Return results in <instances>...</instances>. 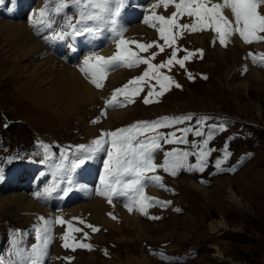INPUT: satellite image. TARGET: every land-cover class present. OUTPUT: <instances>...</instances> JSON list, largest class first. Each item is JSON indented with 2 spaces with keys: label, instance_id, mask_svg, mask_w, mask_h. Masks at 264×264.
<instances>
[{
  "label": "rangeland",
  "instance_id": "1",
  "mask_svg": "<svg viewBox=\"0 0 264 264\" xmlns=\"http://www.w3.org/2000/svg\"><path fill=\"white\" fill-rule=\"evenodd\" d=\"M13 1L16 0H0L4 3V10L6 9L4 12L7 11V13L0 14V19L26 20L29 11L35 5L41 3L42 9L46 5L48 9L58 2V0H28L29 3L24 5L23 3L27 1L22 0L23 3L19 1V5L16 3L10 11ZM68 1L64 0V2ZM150 1V4L157 2V0ZM160 9L161 11H156L169 10L163 9L162 6ZM174 10V6L170 7L167 15ZM179 22H190V18L183 17ZM197 34L208 35L202 45L193 39V36ZM114 41L116 39L109 35L104 44L97 47V50L101 51ZM128 42L124 47L134 49L139 53L143 52L148 58L155 53V58L151 62L157 65L167 62L174 49L177 50V59H182L189 52L193 55L185 61L184 68L173 63L160 69L164 75L172 77L175 81L163 91L162 95H156L161 91L157 81L146 78L142 84L143 90L139 94H129L133 102L127 103L126 106L136 104V108L130 111L123 121L115 124L112 131L140 117L177 110L226 115L229 118L210 124L212 138L208 141L207 147L215 151H212L206 158L204 170H187L188 164L197 163L196 155H190L186 165L179 168L175 176L170 172H165L162 167H157L155 172L162 177L161 183L164 182V187L159 188L160 195H153L148 191V188L158 186L146 187L145 194L149 197L157 196L169 205L162 206L159 203L148 207L147 215L140 212L142 215L140 221L130 222L127 227L122 225L123 230L125 229L124 233L122 232L125 238L121 240L122 242L115 240L119 237V232L115 231L107 235V240L117 241L118 244L112 243L100 246L98 249L93 248V245L91 250L77 248L73 251L71 248L63 247L62 236L66 231L69 233V243H84L80 240L81 235L87 233L89 229L94 235L104 230L102 225L96 222L83 221L81 223V216L86 215L84 213H74L64 224H61L60 228H57V223L46 225V218L42 215L27 218L28 213L12 211L11 206H0V210H3L2 213L0 212V257L17 259L19 264L21 258L31 251L32 245L39 243L36 230L47 226L51 228L52 240L48 245L47 255L42 258V264L54 262L59 264H121L120 261L128 256L146 257V264H264V85L257 84L254 79H247L248 72L251 71V66L247 62V54L264 53V46H257L262 41L246 44L245 51H240L237 57L228 51L222 54L217 51V48L227 50L236 42L229 39L226 46L221 45L217 34L212 29L196 32L183 31L177 35L175 43L171 46L165 44L159 34L154 36V39L145 37ZM140 43H152L154 46L146 51H140L137 47ZM160 46H163V51H160ZM82 55L78 54V62ZM98 56L102 55L99 53ZM1 67H9L12 70L4 77L0 70V177H2L0 178V190L7 192L4 189L6 184L13 183L16 178L20 182L23 179L22 183L26 184L29 189L31 188L28 189L31 191L32 182L37 179L34 192L44 193L51 187L54 180L60 178L51 180V170L62 168L68 163L72 164V161L81 155L77 150L79 146L90 145L106 131L100 126L106 123L111 108L106 110V115L102 116L101 113L105 110V102L111 97L113 91L142 75L148 65L143 64L136 69L135 73L128 75V79L114 87L110 86L107 80L109 70L102 81L103 88L107 86L108 89L104 90L94 105L89 106L90 109L89 107L84 108L85 102L82 97L78 96L74 105L63 92L62 97L68 111H72L75 115L73 121L64 122L58 117L36 111L31 104L18 96L16 89L27 79L32 67L29 56L14 45L11 32L0 30ZM245 68L247 71L244 70ZM116 69L118 67L112 69L111 72ZM189 74L192 79H189ZM10 75L18 77L19 81L13 82V80L5 79ZM176 84L180 87H176ZM149 91L153 93L151 96L148 95ZM43 93L46 94L47 91L44 90ZM121 97L119 96L118 99L122 101ZM145 98L150 102L145 104ZM52 106L59 107L56 103ZM93 107L96 110L91 113ZM94 120L98 122L93 123ZM92 125L96 131L88 133ZM197 129L204 135L196 136L195 131L185 133L187 143H165L163 141L165 149L156 156L154 162L162 165L165 153L174 149L198 153L199 147L192 145L193 143L197 146L202 145L208 133L206 128L200 125ZM108 146L105 145L106 148ZM225 147L230 153L227 158L224 156ZM98 153L93 154L91 158L94 159L97 155L99 164V174L92 183L93 187L98 186L97 182L104 172L102 162L107 158L106 152L105 155L104 152ZM217 159L223 160L219 169L215 166ZM18 166H26L30 174L25 173V168L19 169L18 172L14 171ZM45 169L46 176L42 179L38 173L43 174ZM57 174L60 175V173ZM28 175L30 179L25 181ZM197 184L205 186L206 189H198ZM230 188L242 199L244 207L238 206L229 199ZM87 193V190L80 189L79 195H72L65 204L52 200L49 195L46 201L36 196L35 198L45 205L56 202L59 206H70L88 201L91 196L87 197ZM113 201L123 207L127 202L122 199L120 201L113 199ZM41 217L44 219L42 220ZM150 217L159 218L151 219ZM112 219L116 220L119 225L124 222L117 214H114ZM220 220H224L229 228L221 229L220 233H213L210 225ZM69 223L82 231L72 232L68 227ZM87 225L96 227L98 231L93 232ZM55 245L58 247L57 260L54 257L53 247ZM219 251L225 255V259L219 258Z\"/></svg>",
  "mask_w": 264,
  "mask_h": 264
},
{
  "label": "snow or ice",
  "instance_id": "2",
  "mask_svg": "<svg viewBox=\"0 0 264 264\" xmlns=\"http://www.w3.org/2000/svg\"><path fill=\"white\" fill-rule=\"evenodd\" d=\"M71 2L79 9V19L76 23H71L70 19L66 23V27L72 30L71 35H84L86 38L99 39L105 31H110L117 41V51L112 56H95L84 59L80 71L92 85L97 89L102 88V81L106 73L114 67L126 66L132 68L141 64L148 65L142 75L130 80L122 88L113 91L111 97L105 102V110L102 111V116L107 114L106 110L108 108L125 107L127 103H132L129 94H139L143 90L142 84L146 78L157 81L161 91L156 95H162L163 91L167 90L169 85L175 83V81L172 77L164 75L160 69L173 63L184 68L185 61L193 55L189 52L182 59H177V50L174 49L167 62L157 65L151 62L155 58V53L146 59L124 47L128 43L123 39V33L126 29L119 23L118 18L121 16L122 10L128 5V0H71ZM67 6L64 0H58L56 13L59 14ZM161 6L165 10L169 9L170 6H174L175 10L171 11L170 15L158 14L156 9L161 8ZM48 14L46 5L39 13L41 22H45L44 17ZM183 17L190 18V22L180 23L179 21ZM53 23L54 21L47 22V26L51 28ZM143 23L156 29L165 44L169 46L175 43L177 35L183 31L196 32L207 29H212L217 34L221 45L226 46V42L235 34H238L245 44H251L264 41V35H262L264 34V0H157L151 6V14L143 15ZM68 34L62 30L61 33L54 34L52 38L63 39ZM153 46L152 43L137 44L140 51H146ZM160 51H163V46H160ZM200 51L202 53V50ZM248 55L254 64L264 66V53H249ZM244 70L247 71V68ZM189 79H192L191 74H189ZM175 86L180 87L179 84ZM152 94L149 91L148 95L151 96ZM119 96H124L125 99L121 101L118 99ZM149 102V99L145 98L144 103ZM190 119L191 116L185 115L182 117H163L155 121H137L128 127L101 133V136L93 140L90 145L79 146L77 150L82 154H87L88 159L92 158L95 153L106 152L107 158L103 161L104 172L100 178L101 187L96 189V194L105 197L109 203H112L113 197H126L125 207L128 208L129 212H132L135 207L142 214L147 215L146 209L159 204L160 201L147 196L144 189L149 185L164 187L161 183V177L149 173H154L157 167H162L165 172H170L171 175L175 176L177 170L186 165L187 158L190 155L197 156V163L188 164L187 170L203 171L206 158L212 151H215V149L207 147L208 141L212 138V133H208L207 139L203 141L202 145L197 146L193 143V147H199L198 153L174 149L165 153V160L162 165H157L154 162L155 153L160 147V141L163 140L165 143H187L185 137L177 138L175 132L164 135L157 133L156 130L171 127ZM97 122L98 120L93 121V123ZM180 131L188 133L193 130L185 128ZM148 133L155 134L147 135ZM194 134L196 136L204 135L199 129H196ZM105 145L109 146L106 148ZM229 155L230 153L225 147V158ZM84 163L85 156L81 155L72 161L71 170L75 171ZM222 163L223 160L217 159L215 166L219 169ZM68 183L71 185L72 180L68 179ZM55 187V185H52L44 193L36 192L34 195L38 199H44L55 190ZM65 191H71V188ZM150 218L158 219L159 217ZM41 219L44 218L41 217ZM53 222L65 223L62 218L56 217L54 221H45V224ZM87 226L93 232L98 231L92 225ZM68 227L72 232L82 231V229L75 228L70 223ZM36 232L39 243L32 245L31 251L21 258L19 264H42V258L47 255V248L52 240L51 228L46 226L43 229H37ZM84 236L87 238V233H84ZM62 239L64 241L63 247L71 248L73 251L77 248L89 250L92 248L91 244L83 242L69 243L70 237L67 231ZM0 264H4V262L0 260Z\"/></svg>",
  "mask_w": 264,
  "mask_h": 264
},
{
  "label": "bare ground",
  "instance_id": "3",
  "mask_svg": "<svg viewBox=\"0 0 264 264\" xmlns=\"http://www.w3.org/2000/svg\"><path fill=\"white\" fill-rule=\"evenodd\" d=\"M149 1L150 0H133L130 2V8L135 9V13L133 14L132 12H128L119 21V23L126 29V31L123 33L124 39L139 40L145 37H153L154 39V36L159 34L157 33L158 31L156 29L143 23V15H149L151 6L153 4H150ZM28 3L29 1L23 4L27 5ZM41 9V3L35 5V7L29 11L26 20L13 19V21H6L0 19V30L11 32L14 45L29 56L30 65L32 67L31 73L28 74L27 79L20 83L16 89L17 94L18 96H21L25 102L31 104V106L34 107L38 112L42 111L47 115L58 117V119L62 122L73 121L72 119L75 117V115H73L72 111H68V108L65 105V100L62 97L63 92L74 105L78 96L82 97L83 101L85 102L84 108H86L94 105V103L100 99V95H102L104 90L108 89V87L105 86L100 90L97 89L89 82L88 79L85 78L84 74L80 71L81 66L84 64V59L86 57H95V52L97 50L86 53L84 51L85 47L81 46L80 53L78 54L82 55L85 53L82 55L81 60H79V62L77 61V54L75 56H70V62L67 63L64 62L52 49H50L48 45L49 42L44 38L43 32L46 25L44 22H41V17L39 15ZM156 10L161 11L160 8ZM160 11H157V13ZM207 36V34H197L193 36V39L202 45ZM230 39H233L236 42L234 46H230V48L227 50L217 48V51H219L220 54L228 51V53H231L233 56L237 57L240 51H245L246 44L239 38L238 34L233 35ZM116 43L117 41H114L102 48L99 52L100 55L109 56L113 54L116 50ZM75 44H77V42H75ZM257 46H264V41H262L261 44H258ZM93 62L95 61L93 60ZM247 62H249V65L251 66V71L248 72L247 79H254L257 84L264 85V67L255 65L251 61V58L248 56V54ZM136 69L138 68H118L112 72L110 70L107 79L109 81V85L114 87L121 81L128 79V75L135 73ZM0 70L2 72L1 75L4 77L5 75L9 74L12 69L9 67H1ZM5 79L9 81L13 80V82L19 81L18 77H11V75L5 77ZM42 82L43 84H41ZM54 87L56 88L54 89ZM44 90L47 91L46 94L43 93ZM53 103L58 104L59 107L52 106ZM134 108H136V104H130L121 108H111L106 123L100 126V128L106 130L105 132H111L115 128L114 125H117L119 124L118 122L123 121L125 116ZM94 110H96V108L93 107L90 112L93 113ZM94 131H96V129L92 125L90 130H88V133H92ZM23 168H25V173L30 174V171L28 168H26V166L15 167L14 171L18 172L19 169ZM76 169V188L87 190L88 193L86 196H91L88 201L72 204L70 206H59L56 202H52L51 205H45L38 202L34 195V193H36L34 191L36 190V182L38 181L37 179L32 182V190L28 191V186L22 183L23 179L21 180L22 182H20L15 178L13 183L6 184L4 189H6L7 192H2L0 190V206H11L12 211L28 213L27 218H33L36 215H42L44 218H46V221H54L56 217H60L66 221L71 217V215H74V213L81 212L86 214L81 216V221H90L91 223L96 222L99 225H102V228H104L106 232L103 230L94 235L89 229L87 232V238H85L84 234H82L80 240H83L84 243L88 242V244L94 246L93 248L97 249L100 246H105L112 243L118 244L117 241L107 240V235L117 231L119 232V237H116L115 240L121 241L122 239H125L122 236V232L124 233L125 231V229L123 230L122 225L127 227L128 223L130 222L140 221L142 219L140 211L134 207L133 211L129 212L127 207H123L113 200L112 203H109L105 197L96 194V189L101 187V179H99L97 182L98 186H92V183L98 177L97 173L99 171V164L97 157L94 160L91 158L86 160L84 164ZM29 179L30 176L28 175V177L26 176L25 181H28ZM196 187L201 190L206 189V187L201 184H197ZM159 188L160 187H150L148 188V191L153 193V195H160ZM229 192V199L237 203L238 206L244 207L242 199L239 197V195L231 188L229 189ZM2 211L3 210H0L1 213ZM33 213L34 215H31ZM114 214H117L124 220L121 225L116 223V220L114 221L112 219ZM53 223L55 224V222ZM56 226L57 228H60L61 224L57 223ZM224 228H229L224 220H220L219 222L212 223L210 225V229L213 233H220L221 229ZM53 248L55 251L54 257L55 260H57L58 258L56 254H58V247L55 245ZM219 252V258L225 259V255ZM120 262L121 264H146V257L128 256L126 259H122ZM52 264L59 263L54 262Z\"/></svg>",
  "mask_w": 264,
  "mask_h": 264
}]
</instances>
